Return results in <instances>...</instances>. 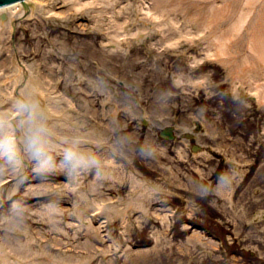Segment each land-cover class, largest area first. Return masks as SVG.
Instances as JSON below:
<instances>
[{
	"label": "rangeland",
	"instance_id": "1",
	"mask_svg": "<svg viewBox=\"0 0 264 264\" xmlns=\"http://www.w3.org/2000/svg\"><path fill=\"white\" fill-rule=\"evenodd\" d=\"M157 1H29L36 14L15 33L32 67L20 144L38 132L52 161L25 150L24 172L17 144L13 162L0 158V206L18 187L0 210V264H264V0H217L230 4L220 15ZM1 36L11 76L12 33ZM13 82H0L5 136L26 110ZM168 126L174 142L159 137Z\"/></svg>",
	"mask_w": 264,
	"mask_h": 264
},
{
	"label": "bare ground",
	"instance_id": "2",
	"mask_svg": "<svg viewBox=\"0 0 264 264\" xmlns=\"http://www.w3.org/2000/svg\"><path fill=\"white\" fill-rule=\"evenodd\" d=\"M29 1L30 0H27L26 4L18 2L14 5L0 9V39L2 37L1 36L2 33H7V34L12 33L13 34L14 30L17 31V27L21 23V21L28 20L31 17H33L34 14H36L33 11V7L31 5H28ZM79 1L81 2V0H79ZM167 1L168 0L157 1L155 6H154V11L157 12L158 8L160 11H164V7L162 6V4H164ZM173 1H176V2L177 1L178 2L183 1L186 4H188L191 8H194L195 11H198L199 14H201L202 12H205L206 9H210V7H211V9H210L211 12L218 13L220 15V14H223V12H226L227 10H229V8H230L229 2H224V5L222 7H218L216 5H213V4H215V2L217 0H213V1L212 0H173ZM259 1L260 0H246V4H250L251 2L257 3ZM80 2H77V5H80L81 4ZM255 3H253V4H255ZM166 11H167V9H166ZM250 12L251 11H248L247 13H245L244 11H241L234 28L240 27V25H242L247 20L248 15H246V14H249ZM44 14H47V15L45 16ZM39 17L40 18H53V17H60V15L57 12H53L51 10H48L45 13L44 9H43V10H40ZM259 37H261V35ZM11 42H12V37H11ZM15 45H16V43H15ZM1 49H2V46L0 45V52H1ZM255 51L257 52L259 58L262 59L264 57V39L263 38H257L256 44H255ZM14 52H15V50H14ZM15 54H16V59H17V64H16V67L14 69L15 73L12 74L11 76L7 75V74L1 76L0 82L4 79L9 80L10 78L14 80L13 84L9 88L10 94L12 97H14L17 100L18 104L19 103L25 104L26 110L24 108L23 111H25L26 114L24 112L21 113V107H19L15 112H13L11 117L9 119H7V121L5 123V127L9 131L8 136H13L15 138V143L19 146V148L21 150V152H19V156H18L19 161L22 159H23V161L24 160L28 161L30 159V155L23 149V147L20 144L21 143L20 140L23 137V124H22V122L25 121L27 118L31 117V112L33 109L32 105L30 104V102L28 101V98L25 95V92H26V90L29 89V86H30L29 84L31 83L32 67L26 65L23 61H21V58L19 57V54H18V49L16 50ZM16 79L18 80V82H16ZM257 89L260 92L257 94L258 98L254 97L255 98L254 100H256L260 104L264 105V84L260 85ZM144 123H147V122L145 121ZM168 127H171V126H168ZM165 128H167V127H165ZM173 128H175V127H173ZM174 133H175V139L173 141H169V142H174L175 140H177V138H178L177 128H175ZM190 135H193V134H190ZM190 135H187L188 138L190 137ZM159 137H160V133H159ZM194 138H195V136H194ZM197 146H199L201 149L200 145H197ZM26 169H27V165H25L24 172L26 171ZM8 182H9L8 179L0 180V191L4 192L9 187ZM17 193H18V187L14 188L10 192V194L7 195V199H8L7 202H4V199H2L0 210L7 203H9L10 200H15ZM3 198H5V197H3ZM95 214L96 213L94 212V213L89 214V216L93 217Z\"/></svg>",
	"mask_w": 264,
	"mask_h": 264
},
{
	"label": "clouds",
	"instance_id": "3",
	"mask_svg": "<svg viewBox=\"0 0 264 264\" xmlns=\"http://www.w3.org/2000/svg\"><path fill=\"white\" fill-rule=\"evenodd\" d=\"M0 128H2V123H0ZM25 150L41 165H47L52 161V157L48 154L38 132L29 133L25 141ZM16 156L15 138L13 136H5L0 132V158L6 159L11 163L16 159ZM64 160L69 164H78L82 162V157L68 150L65 152Z\"/></svg>",
	"mask_w": 264,
	"mask_h": 264
},
{
	"label": "water",
	"instance_id": "4",
	"mask_svg": "<svg viewBox=\"0 0 264 264\" xmlns=\"http://www.w3.org/2000/svg\"><path fill=\"white\" fill-rule=\"evenodd\" d=\"M26 1L27 0H0V9L4 8V7L11 6V5H14V4L18 3V2L26 4L27 3ZM28 5H30V4H28ZM15 33H16V31L14 30L13 34H12V45H13V48H14V50L16 52L17 46L15 45ZM198 130H200V129H198ZM174 132H175V128L167 127V128L163 129L160 132V137L162 139H164V140H167V141H173L175 139V133ZM189 138L190 139H194V136L190 135ZM199 149H200L199 146H197V145L193 146V151H197ZM23 162H24L25 165H27V166L29 165V162L27 160H24ZM3 199H4V202H7V200H8L7 197L3 198ZM10 201H13V200H10Z\"/></svg>",
	"mask_w": 264,
	"mask_h": 264
}]
</instances>
